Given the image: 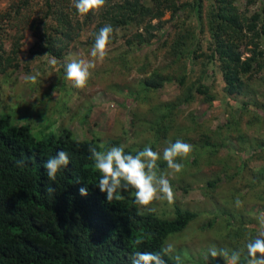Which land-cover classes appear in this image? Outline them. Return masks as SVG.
I'll return each mask as SVG.
<instances>
[{
    "label": "trees",
    "instance_id": "1",
    "mask_svg": "<svg viewBox=\"0 0 264 264\" xmlns=\"http://www.w3.org/2000/svg\"><path fill=\"white\" fill-rule=\"evenodd\" d=\"M149 2L105 0L100 11L90 12L81 20L76 14L73 0H43L40 16L32 18L30 15L37 13L31 11L28 0H23L0 16V74L18 68L21 36L17 33L21 30L29 29L34 37L28 49L31 57L51 53L58 61L59 70L65 72L64 52L69 46L80 43L92 47L94 34L103 26L111 25L113 33L108 46L121 41L126 51L130 52L148 45L155 38L165 13L171 19H176L174 27H179L177 25L180 23L177 31L181 30L189 17L192 16L195 22L189 31L182 30L183 34L176 32L174 40H171L174 34L169 36V33H162L156 46V53L162 50L165 54L167 50L172 57L170 67L166 66L164 71L167 73L172 67L173 72L181 73L169 76L160 69L150 71L156 56L151 52L152 61L146 63L147 68L142 71L145 77L136 86L140 89L128 95L131 101H147L150 92H158L168 84H174L183 91L181 102L185 105L194 100L193 93L201 95L203 101L211 105L215 100L214 95L210 92V85L204 82L205 76L214 73V67L227 95L242 94L251 79L264 69V4L257 7L259 0H212L204 19L201 0ZM152 21L156 23L152 24ZM203 28L208 37L205 47L202 45ZM5 30L13 32L12 35H7ZM184 37L191 38L194 45L188 47ZM80 38L84 40L79 41ZM8 41L10 45L6 52L4 43ZM143 59L146 60V56ZM119 61L122 67L130 62L125 55L120 56ZM196 65L199 71L192 81L190 77ZM202 76L204 82H201ZM261 97L264 99V93ZM178 106L167 110L170 116ZM149 107L147 105L145 112L139 114L128 113L129 123L141 121L145 128L151 129L150 136H156L158 142L160 136L164 137L165 131L170 128L168 118L143 122L138 117L145 113L150 115ZM255 108V104H243L240 112H252ZM231 118L237 126L239 117L235 115ZM190 120L194 123L193 117ZM262 120L254 113L248 117L249 124ZM239 139L242 142L243 139ZM96 141L95 138H75L69 130L61 129L55 135L36 140L31 135L29 125H12L8 115L0 116V264H131L137 251L160 252L163 255L165 240L183 231L197 218V212L175 205L172 215L167 218L158 216L153 210L138 209L133 203L134 197L123 191L107 202L106 194L97 187L99 174L94 169L89 149L107 151L111 147H118L119 141H107L101 145L103 147ZM155 143L150 145L152 150ZM203 144L209 146L207 142ZM262 146L250 150L241 165L249 167L259 184L264 178ZM139 150L143 149L131 151L125 148V153L135 155ZM192 150L191 164L195 165L198 151L203 150V145L196 143ZM58 151L66 152L70 163L51 181L43 165ZM180 158H177V162ZM19 160H24V166H18ZM256 160L263 162V165L251 166ZM157 165L158 173L167 170L165 161L157 162ZM226 167L229 168L225 164L222 171L216 172L205 187L220 196L219 201L212 199L217 207L216 218L221 220L222 217L231 216L242 223L244 217L236 207L237 199H229L230 191L239 193L241 189V181H234L236 177L242 179L238 173L240 167L233 168L231 174L225 173ZM217 183L221 188L213 190ZM49 185L55 188L53 196L46 193ZM85 185L88 194L81 197L78 190ZM243 186L246 188L244 195L252 197L253 205L259 202L264 211V192H252L257 187L255 182L247 186V180H244ZM238 199L241 200V196ZM242 235V232L235 233V238H232L229 234V246L232 239L242 242ZM227 236H224L226 240ZM229 246V250H239L236 246ZM163 258L166 264H175L168 255H163ZM209 263L224 264L211 260Z\"/></svg>",
    "mask_w": 264,
    "mask_h": 264
},
{
    "label": "rangeland",
    "instance_id": "2",
    "mask_svg": "<svg viewBox=\"0 0 264 264\" xmlns=\"http://www.w3.org/2000/svg\"><path fill=\"white\" fill-rule=\"evenodd\" d=\"M22 1L0 0V16L18 6ZM144 1L149 2V0ZM211 2L212 0H201L203 19ZM28 3L31 11L37 13L30 17L40 16L43 0H28ZM263 4L264 0H259L257 7ZM175 21V18L171 19L170 15L165 13L161 18L160 31L154 32L155 38L148 45L135 48L130 52L126 51V46L121 41L108 46L107 56L103 62L97 61L94 69H90L92 74L87 85L82 89L74 88L67 81L65 72L59 70L58 63L55 66L50 65L49 58L42 55L31 57L28 49L32 46L34 37L29 29L21 30L20 33H17L21 36L17 54L18 68L0 74V116L8 115L12 125H29L31 135L36 140L55 135L61 129L69 130L75 138H95L100 146L107 141L116 139L119 141L118 146L123 145L124 148L134 151L139 148L143 149L145 146L150 147L156 142V136L153 134L150 136L151 129L145 128L139 120L129 123L131 120L128 113L145 112L147 105H150V115L145 113L138 118L143 122L168 118L170 127L165 131L164 137L160 136L158 142L154 144L153 151L161 155V159L157 162L163 160L164 148L175 143L177 139L192 147L200 142L203 145V150L198 151L195 165L191 164L193 157V150H191L186 157H181L178 161L183 164L181 172L173 173L169 169L159 172L169 174L168 178L173 187L174 199L171 203L156 199L149 208L158 216L165 218L172 215L174 205L198 213L197 218L189 223L183 231L169 236L162 249L166 247V243L174 244V246L172 245L173 252L167 255L172 260L176 255L181 256L182 264H210V260L224 263L220 257L215 260L210 258L208 249L211 246L228 249L229 234L235 238V233L242 232L243 243L238 239H232L229 247L236 246L242 253H245L244 247H246L249 238H255L258 235L259 220L264 215L260 203L257 202L256 205H253L252 197L244 195L246 188L243 186L244 180H247V186L250 182H255L257 187L252 192L263 193L264 178L259 184L258 179L254 178V175L249 171V167H241L248 152L256 146L261 147L264 144V121L262 120L264 118V99L261 97L264 93V69L251 79L242 94L227 95L223 91L224 84L220 75L214 67V73L211 76H205V82L203 76L201 77V82L210 85V92L214 95L215 100L211 105L203 101V97L197 93H193L194 100L185 105L181 102L183 91L177 89L174 84H168L158 92H150L147 95V101H131V97L128 95L132 91L140 89L136 86L138 81L145 77L142 71L147 68L146 63L152 61L151 52L156 53L160 35L169 33V36H173L174 34L171 38L174 40L176 32L183 34L182 30L189 31L195 25L191 16L186 20L181 30L177 31L180 23L178 22L177 25L179 27H174ZM155 23L156 21H152V24ZM202 31V45L205 47L208 37L206 29L203 28ZM5 33L12 35L13 32L5 30ZM83 40V38L79 39V41ZM184 40L188 47L194 45L191 38L184 37ZM9 45L10 41L4 43L6 52L9 50ZM262 49L264 52V38ZM90 50V46L80 43L69 46L64 52L65 63L71 59H92ZM122 55H125L126 59L130 61L123 67L119 61ZM144 56H146V60L143 59ZM171 59L167 50L165 54L160 50L156 53L155 60H153L155 63L150 66V71L154 68L164 71ZM143 66L145 67L142 68ZM173 69L171 67V70L168 69V72L164 71L163 74L174 76L181 73L173 72ZM198 71V66H194L193 76L190 77V80L194 81ZM35 73H39L37 82L34 84L25 83L24 77ZM243 104H255L256 108L252 112L250 110L241 113L240 107L241 105L243 107ZM176 105L179 106L171 112L170 116L169 109ZM253 113L259 116L262 121L249 124L248 117ZM235 115L239 117L236 120L237 126L233 124V118H231ZM191 117L194 118V123L191 122ZM239 137L243 139L242 142ZM204 142H207L209 146H205ZM225 164L229 167H226L225 173L227 174H231L233 168L240 167L238 173L242 179L236 177L234 181L236 183L241 181L239 183L241 189L239 193L237 192L238 194L230 191L229 199L234 201L241 196L240 201L243 204L238 209L244 217L242 223L234 220L235 217L231 216L222 217L221 220L216 218L218 212L213 200L219 201L220 196L214 195L205 187V184L213 178L216 172L222 171V167L224 169ZM261 164L263 165V162L256 160L251 166L258 167ZM219 185L220 183H217L213 190L220 189ZM239 185L237 186L239 187ZM129 194L131 195V192H127V195ZM215 194L219 193L215 192ZM225 235H228V240L225 239Z\"/></svg>",
    "mask_w": 264,
    "mask_h": 264
},
{
    "label": "clouds",
    "instance_id": "3",
    "mask_svg": "<svg viewBox=\"0 0 264 264\" xmlns=\"http://www.w3.org/2000/svg\"><path fill=\"white\" fill-rule=\"evenodd\" d=\"M105 4V0H73V5L78 18L81 20L90 12H98ZM113 28L105 25L94 34V44L90 50L92 59H71L64 65L65 78L74 88L82 89L87 85L91 76L90 69L96 67V62H103L108 54ZM43 57H48L49 64L55 66L58 61L51 53H46ZM39 73L28 74L24 77L25 83H36ZM103 147V146H101ZM192 146L177 139L175 143L164 148L162 159L166 162L167 169L173 173H179L183 169V164L177 162L178 157H186ZM90 159L98 175L97 187L101 193L106 194L107 202L116 198L117 193L131 192L134 197L133 203L138 209H148L156 199L173 202L174 191L168 178L169 174L158 173L157 161L161 159L160 153L153 151L151 147L145 146L143 150L137 151L135 155L126 154L123 145L114 146L107 151H97L90 148ZM24 160L17 161L18 166H24ZM70 160L64 151H58L55 156L44 162V169L47 178L54 181L57 173L67 168ZM77 180V184H79ZM81 197L87 196V186L79 188ZM49 196L55 194V188L49 185L46 188ZM236 207H241L243 202L239 199L235 202ZM163 255L173 252V246L168 244L163 250ZM208 254L213 260L217 257L223 259L224 264H264V215L259 220V231L255 238H249L246 244V253L239 250L218 249L211 246ZM160 252L137 251L134 253L131 264H166ZM175 264H182L181 256H174Z\"/></svg>",
    "mask_w": 264,
    "mask_h": 264
}]
</instances>
